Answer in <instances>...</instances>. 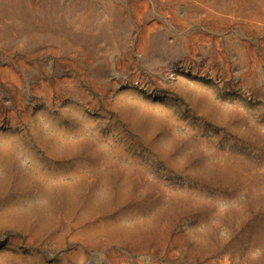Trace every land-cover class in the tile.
Instances as JSON below:
<instances>
[{"label":"rangeland","instance_id":"374dc122","mask_svg":"<svg viewBox=\"0 0 264 264\" xmlns=\"http://www.w3.org/2000/svg\"><path fill=\"white\" fill-rule=\"evenodd\" d=\"M0 264H264V0H0Z\"/></svg>","mask_w":264,"mask_h":264}]
</instances>
